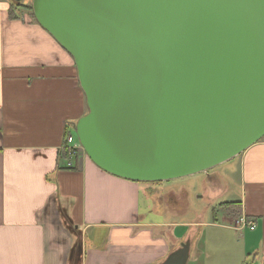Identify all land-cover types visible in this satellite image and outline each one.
<instances>
[{"label": "crops", "instance_id": "0c3cea01", "mask_svg": "<svg viewBox=\"0 0 264 264\" xmlns=\"http://www.w3.org/2000/svg\"><path fill=\"white\" fill-rule=\"evenodd\" d=\"M9 3L0 0V264H161L184 242L186 264H264V137L186 177L210 205L203 220L168 219L180 213L170 204L180 200L176 181L121 179L83 150L67 169L66 139L87 112L73 59L29 15L9 17ZM228 190L235 198L222 201ZM222 203L239 204L240 215ZM241 216L255 229L238 228Z\"/></svg>", "mask_w": 264, "mask_h": 264}, {"label": "water", "instance_id": "95a60500", "mask_svg": "<svg viewBox=\"0 0 264 264\" xmlns=\"http://www.w3.org/2000/svg\"><path fill=\"white\" fill-rule=\"evenodd\" d=\"M16 2L22 0H13ZM72 57L75 135L115 177L206 172L264 137V0H31ZM189 243L161 264H186Z\"/></svg>", "mask_w": 264, "mask_h": 264}, {"label": "rangeland", "instance_id": "374dc122", "mask_svg": "<svg viewBox=\"0 0 264 264\" xmlns=\"http://www.w3.org/2000/svg\"><path fill=\"white\" fill-rule=\"evenodd\" d=\"M23 3L25 5H31V2L30 0H23ZM29 9V8H28ZM20 13H23V14H31V11L28 10V12L24 11V10H21ZM73 135V138L75 139V141L77 143L78 140H77V137L75 135V132L73 131L72 133ZM80 145V144H79ZM186 177L184 178H180V179H176V180H171V181H176V182H170L171 183H175L173 186H174V189H175V193H177V191H179V202L176 201V202H170L171 206L174 207V209H177L180 213L177 214V213H174L172 217H169L168 219H173V220H176V221H182V222H185V221H196V220H203L202 218H206V215L205 213H203L204 216H201V217H196L197 216V213H201V212H204V210H208L210 211L209 209V204H208V201H200V199H197V196L196 195H199V191H201V186L198 185V181L197 180H194V185H192V189L191 190H188L187 186V180H185ZM227 179L229 182H234L235 180L238 179L237 177V173L235 172H231L230 174L228 173L227 174ZM189 181V180H188ZM169 185V184H168ZM229 190L233 189V188H228ZM229 190L225 193V195L223 197H221V200L224 201V200H230V199H234L235 197V192H232ZM197 193V194H196ZM158 196H160L159 193H155L154 194V197L155 199L158 201ZM185 200V203L189 205L190 207V212L187 211L186 214H182V210H179L183 207V204H182V201ZM219 208V207H218ZM230 234H228L227 231H222V240L223 242L227 245L228 243H230ZM231 244V243H230ZM231 254H235L234 252V249L232 250V253Z\"/></svg>", "mask_w": 264, "mask_h": 264}, {"label": "built area", "instance_id": "2783aa9c", "mask_svg": "<svg viewBox=\"0 0 264 264\" xmlns=\"http://www.w3.org/2000/svg\"><path fill=\"white\" fill-rule=\"evenodd\" d=\"M66 147H67L66 148L67 153L69 155L68 161L66 163V168L67 169H74L75 168V164L72 162V159H73L74 155H77L79 152H81L82 149L77 144V142L75 141L73 136L67 137V139H66ZM235 225L238 228H240V229L247 228L250 231L255 229L254 222L248 220L244 216H241V217H238L237 219H235Z\"/></svg>", "mask_w": 264, "mask_h": 264}, {"label": "trees", "instance_id": "16d2710c", "mask_svg": "<svg viewBox=\"0 0 264 264\" xmlns=\"http://www.w3.org/2000/svg\"><path fill=\"white\" fill-rule=\"evenodd\" d=\"M9 1H10V3H9L10 6H9V10H8L9 17L15 16L17 11L20 13L21 10H24L26 12H28V10H30L31 14L28 13V15L34 19L33 14H32L31 5H25L23 3V0L19 1V2H16L13 0H9ZM65 153H66L67 157H69L66 149H65ZM219 208H221L223 210L224 214L227 216L236 217L237 215L238 216L240 215V208H239V204H237V203H222Z\"/></svg>", "mask_w": 264, "mask_h": 264}, {"label": "bare ground", "instance_id": "6f19581e", "mask_svg": "<svg viewBox=\"0 0 264 264\" xmlns=\"http://www.w3.org/2000/svg\"><path fill=\"white\" fill-rule=\"evenodd\" d=\"M30 2H31V0H30ZM87 113V112H86ZM74 128H75V126H74ZM75 132V131H74ZM72 136V135H71ZM78 145L80 144V143H77ZM80 146V145H79ZM81 147V146H80ZM67 147H65V149H66ZM82 149V148H81ZM83 150V149H82ZM81 150V151H82ZM84 152V151H83Z\"/></svg>", "mask_w": 264, "mask_h": 264}]
</instances>
